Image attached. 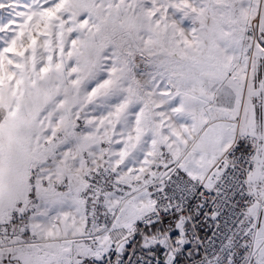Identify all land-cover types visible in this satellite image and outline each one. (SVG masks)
Listing matches in <instances>:
<instances>
[{
  "label": "snow or ice",
  "instance_id": "6c2138e0",
  "mask_svg": "<svg viewBox=\"0 0 264 264\" xmlns=\"http://www.w3.org/2000/svg\"><path fill=\"white\" fill-rule=\"evenodd\" d=\"M0 264H264V0H0Z\"/></svg>",
  "mask_w": 264,
  "mask_h": 264
}]
</instances>
